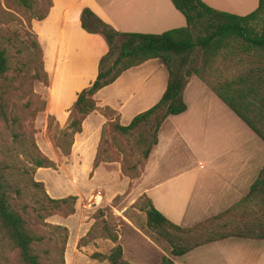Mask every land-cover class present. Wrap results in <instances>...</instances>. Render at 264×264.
I'll return each mask as SVG.
<instances>
[{
    "label": "crops",
    "instance_id": "1",
    "mask_svg": "<svg viewBox=\"0 0 264 264\" xmlns=\"http://www.w3.org/2000/svg\"><path fill=\"white\" fill-rule=\"evenodd\" d=\"M200 1L213 10L236 16L243 15L254 4V0ZM50 2L46 16L40 21H30L29 28L41 50L42 71L47 79L46 86L40 90L44 104L36 115V121L42 128V134L35 137V145L44 157L54 163L55 169L37 168L33 179L43 185L50 199L75 197L73 215L55 222L67 231L63 264H108L89 258L92 253L106 255L113 244L105 238L89 237V242H86L85 236L91 225L87 209L109 206L115 197L127 190L137 197L145 196L154 210L179 227H190L199 222L197 220L209 217L202 218L212 201H219L223 208L238 201L242 185L235 182L237 172L231 164L236 155L228 156V162L220 165L215 162L225 155L217 152L195 154L189 147L190 132L195 130L192 136L203 137L197 130L205 127L206 123L218 130L220 119L224 118L222 107L226 108L195 77L187 80L182 92L185 111L167 117L161 124L157 143L143 162L136 180L130 182L123 177L119 165L114 162L99 163L92 168L101 128L107 122L102 110H111L117 116L118 124L126 126L135 115L154 105L163 93L167 74L157 59L147 60L122 72L112 83L95 92L92 98L96 108L82 120L80 131L72 137L67 156H62L50 144L43 136L47 118L51 117L58 129L65 127L76 94L95 79L98 60L106 52V45L99 35L88 34L80 28L82 8L90 10L119 33L160 34L185 26L184 18L169 0ZM221 167L223 170L219 169ZM213 179L218 184L215 193L206 189L214 183ZM250 183H247L248 187ZM94 193H98L99 201L90 199ZM124 228L125 232L116 236L124 261L129 264H157L162 256H166L147 238L143 240L129 226ZM229 239L196 247L171 258V261L173 264H212L215 258L208 254L220 252L221 243Z\"/></svg>",
    "mask_w": 264,
    "mask_h": 264
},
{
    "label": "trees",
    "instance_id": "2",
    "mask_svg": "<svg viewBox=\"0 0 264 264\" xmlns=\"http://www.w3.org/2000/svg\"><path fill=\"white\" fill-rule=\"evenodd\" d=\"M13 1L22 11L28 28L30 21L42 20L51 7L50 0ZM169 2L184 18L185 26L160 34L116 32L90 10L82 8L79 15L80 28L88 34L99 35L106 45V52L98 60L95 79L76 94L69 108L67 123L58 131L59 140L51 141L62 156L68 155L72 137L80 131L82 120L95 110L92 98L95 92L112 83L122 72L151 59L159 60L165 68L167 77L163 93L154 105L135 115L126 126L118 124V118L111 110H102L107 122L101 128L92 168L99 163L111 161L101 155L115 136L131 138L137 159L127 167L123 165L127 161L123 157L120 173L128 179L137 178L139 168L157 143L161 124L167 117L185 111L182 92L190 77L199 80L264 144V0H257L256 8L244 16L213 10L200 0ZM25 50V59L16 70L10 67L7 50L0 47V119L3 122L7 121L2 105L5 99L3 96L6 97L10 87L6 79L8 72L13 70L24 76L30 65H34L33 73L28 76L29 81H38L43 86L47 84L41 66V50L35 37ZM43 104L42 100L39 111H42ZM50 123H53V119L48 117L47 130L50 129ZM31 147L34 157L30 159V163L34 170L55 169L54 163L44 157L33 144ZM5 173V169L1 168L0 234L16 252L17 264H43L33 249L39 237L28 229L25 220L9 203L10 186ZM31 185L42 188L41 183L33 180ZM44 197L51 210L65 209L63 217L73 213L75 197L50 199L45 194ZM141 197L144 200L141 211L145 216L146 227L169 247L170 258L162 256L157 264H173L171 258L224 239L264 240V165L238 201L190 227H179L168 222L153 209L145 196ZM55 228L60 229L59 226ZM65 239L66 235L63 237V244ZM107 239L113 244L108 253H92L89 258L106 261L108 264H129L121 257L116 237ZM62 253L61 251V264Z\"/></svg>",
    "mask_w": 264,
    "mask_h": 264
},
{
    "label": "rangeland",
    "instance_id": "3",
    "mask_svg": "<svg viewBox=\"0 0 264 264\" xmlns=\"http://www.w3.org/2000/svg\"><path fill=\"white\" fill-rule=\"evenodd\" d=\"M256 6L257 0H254L253 7L241 16L252 12ZM7 38L10 40L7 41ZM32 41H34L33 34L30 28L25 25L23 13L15 2L13 0H0V47L7 50L12 69L17 70L20 62L25 59V48ZM16 51L19 53L17 54ZM33 71L34 65H30L27 75L23 76L20 72L15 73L13 70L6 74L10 87L6 97L3 96L5 99L2 105L6 112L7 121L3 122L0 119V169H5V176L10 186V191H8L9 203L25 220L28 229L39 237L38 242L33 247L34 251L43 264H61V251L63 252L65 244V242L63 244V237L67 235V231L64 227L56 225L55 222L60 218L73 215L74 204L72 206L73 213L63 217L62 213L65 212V209L51 210L49 204L46 203L43 185L42 188L31 185V180L34 181V169L30 163V159L34 157L31 144L36 147L35 137L37 138L39 133L40 136L42 134V128L36 121V115L41 112L39 111L42 107L40 90L43 87L38 81H29L28 76ZM195 82L199 84L198 81ZM222 108L224 118L220 119L221 125H219L218 130L211 128L209 123L197 130L203 134V137L192 136L195 131L192 130L191 136L188 135L189 147L195 154L217 152L225 155L215 162V164L220 165L228 162V156L236 155L235 159H231L233 162H230L233 164V170L237 172L235 182L239 181L242 185L240 198L248 189L247 183L249 184L256 178L264 165V144L230 111ZM41 125L42 123H40ZM59 130L61 129L50 123L49 130L45 126L43 136L51 144L53 139L59 140ZM131 141V138L125 139L115 136L114 141H111L112 143L108 140V146H105L101 156L111 160L108 163H117L119 170L121 159L124 157L127 161L123 165L129 167L137 159L135 147ZM219 169L223 170L222 167ZM137 178L127 179L132 182ZM213 180L214 183L209 184L206 189L215 193L218 190V184L217 180ZM129 188H131L130 183ZM128 191L115 197L109 206L91 210L88 207L91 225L87 231L88 236L85 237V239L87 238L86 242H89V237L103 239L116 237L118 233L125 232V226H129L140 238L143 240H145L144 237L147 238L170 258L167 243L146 227L145 216L141 211V207L144 206L142 195L137 197L136 194H129ZM95 194L98 193L93 195ZM90 199L93 200V197ZM217 199L219 198L217 197ZM94 200L99 201L98 198ZM218 202L212 201L206 210V216H202V218L225 209ZM55 226H59L60 229H56ZM221 244L220 248L217 247L220 252L213 251L208 254L215 258L212 264H264V242L262 241L229 239ZM102 249L105 250V247ZM0 264H17L16 252L10 248L1 234Z\"/></svg>",
    "mask_w": 264,
    "mask_h": 264
},
{
    "label": "built area",
    "instance_id": "4",
    "mask_svg": "<svg viewBox=\"0 0 264 264\" xmlns=\"http://www.w3.org/2000/svg\"><path fill=\"white\" fill-rule=\"evenodd\" d=\"M96 197L98 198V194H95V195L93 196V201H94V199H95Z\"/></svg>",
    "mask_w": 264,
    "mask_h": 264
},
{
    "label": "bare ground",
    "instance_id": "5",
    "mask_svg": "<svg viewBox=\"0 0 264 264\" xmlns=\"http://www.w3.org/2000/svg\"><path fill=\"white\" fill-rule=\"evenodd\" d=\"M97 198V197H96Z\"/></svg>",
    "mask_w": 264,
    "mask_h": 264
}]
</instances>
